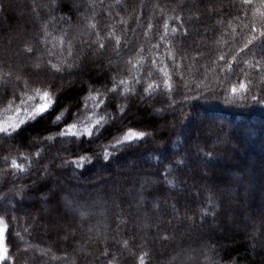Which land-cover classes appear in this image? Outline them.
<instances>
[{"label":"trees","instance_id":"1","mask_svg":"<svg viewBox=\"0 0 264 264\" xmlns=\"http://www.w3.org/2000/svg\"><path fill=\"white\" fill-rule=\"evenodd\" d=\"M260 11L0 0V119L26 121L0 134V264H264V39L245 48ZM129 131L145 135L114 150Z\"/></svg>","mask_w":264,"mask_h":264},{"label":"snow or ice","instance_id":"2","mask_svg":"<svg viewBox=\"0 0 264 264\" xmlns=\"http://www.w3.org/2000/svg\"><path fill=\"white\" fill-rule=\"evenodd\" d=\"M242 3L244 4H251L252 0H241ZM117 3H119V0H117ZM261 5L262 7H264V0H261ZM257 21L259 23V27H257V23L256 21L253 22V24L251 26H249V31L253 34L252 39H249L247 44L245 45V48H248L249 45L253 44V41H255L256 39H264V11H260L257 14ZM92 27H95V25H92ZM151 27V26H150ZM165 28H167V25H165ZM176 29H173V32H175ZM121 42L119 40V38L116 39V44L119 45ZM99 48L100 49H104L105 48V44L104 43H100L99 44ZM25 51L27 52H32V49L29 47L27 49H25ZM221 59H223V57H221ZM54 67V66H53ZM55 71H60L59 68H54ZM5 76H10V74L6 73ZM124 83H126V81L121 80L119 82L120 85H123ZM165 84H167V81H165ZM152 85H149V88H151ZM240 88L244 89L245 85L243 83L240 84ZM39 91V90H37ZM112 91V90H110ZM237 89L234 87L232 89L233 93H236ZM253 100L257 99L255 96L252 97ZM33 97L29 96L28 100H32ZM39 103L35 104L33 107H25V111L28 113V119L29 120H33L37 117L42 116L43 114H45L47 111H49V109L53 106V99L51 97V94L49 91H44L42 95L39 96ZM22 103H25L24 100L21 101ZM62 119V117L57 116L56 119L53 121V123H58L60 120ZM103 120V117L101 118V120H98L96 122L97 125L101 124V121ZM26 123V121L24 119H20L18 122H11L8 123V125L5 126H0V134H6V135H10V130L11 132H15L16 130L20 129L22 125H24ZM75 130V131H74ZM84 132L91 137L92 135V129L88 128L85 126L84 128ZM60 136L64 137V136H68V137H77L79 135V129L77 124L73 123L71 125H68L66 129L62 130L59 134ZM144 133L143 132H133V131H129L127 132L122 139H118L116 140L115 144L112 145L113 149L115 150L117 148V146H121V145H127V146H131V143L133 141H139L142 137H144ZM109 158V154L107 151L104 152V159L107 160ZM84 157H81V160H83ZM69 162H66L65 166H67ZM71 163H75L77 165V167H80L79 162H71ZM11 167L13 169L18 170L19 172H23L24 171V167L22 164H18L16 162V160H13L11 162ZM14 174V173H13ZM2 219H0V223H2ZM3 228H0V260H6L7 259V250L3 248ZM127 240L124 241V244L127 245ZM104 255H107V252L104 253ZM109 264H111V260H109ZM139 264H145V257L141 256L139 258Z\"/></svg>","mask_w":264,"mask_h":264},{"label":"rangeland","instance_id":"3","mask_svg":"<svg viewBox=\"0 0 264 264\" xmlns=\"http://www.w3.org/2000/svg\"><path fill=\"white\" fill-rule=\"evenodd\" d=\"M8 122L9 121H5V120H1L0 119V126H5L6 127ZM0 228H3V224L2 223H0Z\"/></svg>","mask_w":264,"mask_h":264}]
</instances>
